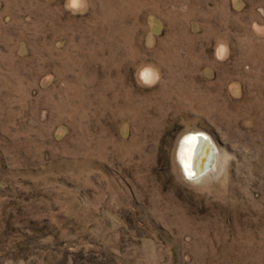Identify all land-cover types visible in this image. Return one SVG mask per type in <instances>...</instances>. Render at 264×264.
<instances>
[{
	"label": "rangeland",
	"instance_id": "374dc122",
	"mask_svg": "<svg viewBox=\"0 0 264 264\" xmlns=\"http://www.w3.org/2000/svg\"><path fill=\"white\" fill-rule=\"evenodd\" d=\"M0 264H264V0H0Z\"/></svg>",
	"mask_w": 264,
	"mask_h": 264
},
{
	"label": "bare ground",
	"instance_id": "6f19581e",
	"mask_svg": "<svg viewBox=\"0 0 264 264\" xmlns=\"http://www.w3.org/2000/svg\"><path fill=\"white\" fill-rule=\"evenodd\" d=\"M210 141L205 134L197 133L188 134L181 139L178 158L184 172L190 178L195 179L213 171V168H207L212 158ZM203 168L206 170H202Z\"/></svg>",
	"mask_w": 264,
	"mask_h": 264
},
{
	"label": "clouds",
	"instance_id": "9594fccd",
	"mask_svg": "<svg viewBox=\"0 0 264 264\" xmlns=\"http://www.w3.org/2000/svg\"><path fill=\"white\" fill-rule=\"evenodd\" d=\"M85 6V0H66V7L72 11H79ZM158 76L149 69L146 68L140 73V80L145 86H151L155 83Z\"/></svg>",
	"mask_w": 264,
	"mask_h": 264
},
{
	"label": "water",
	"instance_id": "95a60500",
	"mask_svg": "<svg viewBox=\"0 0 264 264\" xmlns=\"http://www.w3.org/2000/svg\"><path fill=\"white\" fill-rule=\"evenodd\" d=\"M210 152H211V151H210ZM211 163H212V158H211V162H210V164H208V166H207L208 169L210 168ZM202 170H206V168H203Z\"/></svg>",
	"mask_w": 264,
	"mask_h": 264
}]
</instances>
